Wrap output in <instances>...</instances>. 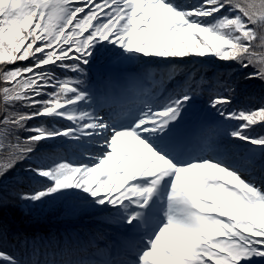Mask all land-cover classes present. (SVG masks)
<instances>
[{"label": "snow or ice", "instance_id": "1", "mask_svg": "<svg viewBox=\"0 0 264 264\" xmlns=\"http://www.w3.org/2000/svg\"><path fill=\"white\" fill-rule=\"evenodd\" d=\"M0 187V264H264V0H0Z\"/></svg>", "mask_w": 264, "mask_h": 264}, {"label": "trees", "instance_id": "2", "mask_svg": "<svg viewBox=\"0 0 264 264\" xmlns=\"http://www.w3.org/2000/svg\"><path fill=\"white\" fill-rule=\"evenodd\" d=\"M241 105H246L247 101L244 97H241L240 101L238 102ZM23 187V185H21ZM0 192H3V188L0 187ZM8 222L15 228L24 229V223L27 220H30L23 212V210L17 206H13L8 212L6 216ZM5 219V213L3 210H0V220ZM48 219L53 225H60L66 222L65 217L63 215V209L56 207L49 211ZM84 223L89 225L98 224L99 220H90L89 218L85 217L83 219Z\"/></svg>", "mask_w": 264, "mask_h": 264}, {"label": "rangeland", "instance_id": "3", "mask_svg": "<svg viewBox=\"0 0 264 264\" xmlns=\"http://www.w3.org/2000/svg\"><path fill=\"white\" fill-rule=\"evenodd\" d=\"M31 223H32L31 220H27V221L24 223L23 228L28 227Z\"/></svg>", "mask_w": 264, "mask_h": 264}]
</instances>
